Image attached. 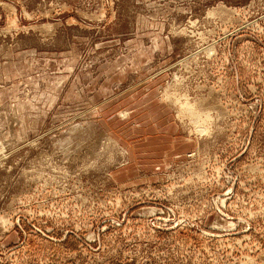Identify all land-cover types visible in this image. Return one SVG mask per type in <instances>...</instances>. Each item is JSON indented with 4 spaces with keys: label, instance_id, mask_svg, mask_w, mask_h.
<instances>
[{
    "label": "rangeland",
    "instance_id": "rangeland-1",
    "mask_svg": "<svg viewBox=\"0 0 264 264\" xmlns=\"http://www.w3.org/2000/svg\"><path fill=\"white\" fill-rule=\"evenodd\" d=\"M0 264H264V0H0Z\"/></svg>",
    "mask_w": 264,
    "mask_h": 264
}]
</instances>
